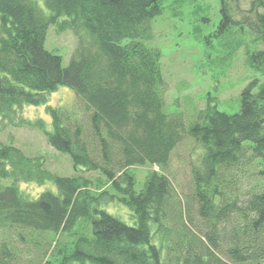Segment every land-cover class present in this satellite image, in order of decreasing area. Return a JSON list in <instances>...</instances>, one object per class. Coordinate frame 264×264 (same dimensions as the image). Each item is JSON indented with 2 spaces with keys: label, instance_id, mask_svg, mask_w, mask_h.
Returning <instances> with one entry per match:
<instances>
[{
  "label": "trees",
  "instance_id": "trees-1",
  "mask_svg": "<svg viewBox=\"0 0 264 264\" xmlns=\"http://www.w3.org/2000/svg\"><path fill=\"white\" fill-rule=\"evenodd\" d=\"M165 1L43 0L44 14L36 0H0V130L18 126L17 112L46 105L58 87L77 101L46 106L50 130L19 120L67 155L76 174L52 173L43 156L0 142V231L18 230L22 241L21 230L51 233L42 249L33 240L37 264H264V82L243 87L234 113L210 96L189 123L166 113L161 54L146 44ZM219 11L217 33L264 75V50L251 48L264 45V0H219ZM51 25L76 38L66 67L44 48ZM184 138L200 153L183 197L169 166ZM144 166L136 191L135 168ZM245 172L252 182L243 192ZM47 182L56 192L28 199L19 190ZM109 205L126 207L132 223ZM10 259L1 241L0 264Z\"/></svg>",
  "mask_w": 264,
  "mask_h": 264
},
{
  "label": "rangeland",
  "instance_id": "rangeland-1",
  "mask_svg": "<svg viewBox=\"0 0 264 264\" xmlns=\"http://www.w3.org/2000/svg\"><path fill=\"white\" fill-rule=\"evenodd\" d=\"M36 3L42 13L48 14L43 0H36ZM163 7L162 13L152 21V39L146 44L158 49L161 54L160 69L165 87L166 113L181 114L183 120L189 123L198 110L205 106L208 96L217 99L220 111L236 112L239 93L243 87L252 79L264 82V75L247 67L242 51L230 50L228 36L217 33L221 18L219 0H166ZM76 44L71 31L58 33L53 25L48 27L44 48L58 55L63 67L68 65ZM251 48L264 50V45ZM75 100L73 91L61 86L48 95L46 105L24 106L14 118V123L18 126L8 123L1 128L0 142L5 144L11 141L27 156H43L46 168L52 173L60 176L76 174L67 155L52 149L40 131L19 123L20 119L30 122L41 120L46 129L50 130L46 106L64 109L77 104ZM199 153V148L193 141L184 138L171 154L169 176L183 197L192 191L189 166ZM147 169L145 166L135 168L136 191L142 187ZM86 176L94 179L98 174L89 173ZM243 179L241 190L246 192L250 190L249 182H252V178L245 172ZM19 190L28 199H36L45 191L56 192L55 186L50 182L42 185L20 183ZM105 210L128 225L132 223L131 212L122 205H109ZM21 232L25 241L19 240L18 230L0 231V242H7L10 249L9 264H37L38 250L33 240L39 239L42 249L53 235L49 232L43 235L26 234L23 230Z\"/></svg>",
  "mask_w": 264,
  "mask_h": 264
}]
</instances>
